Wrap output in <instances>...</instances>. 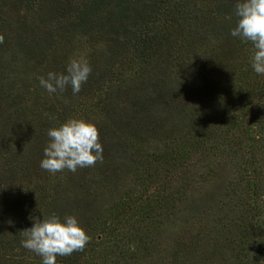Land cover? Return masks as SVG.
<instances>
[{
    "label": "trees",
    "instance_id": "1",
    "mask_svg": "<svg viewBox=\"0 0 264 264\" xmlns=\"http://www.w3.org/2000/svg\"><path fill=\"white\" fill-rule=\"evenodd\" d=\"M237 0H0V264L30 217L91 237L57 264H264V74ZM85 58L81 91L39 82ZM96 123L103 162L51 174L47 131Z\"/></svg>",
    "mask_w": 264,
    "mask_h": 264
},
{
    "label": "clouds",
    "instance_id": "2",
    "mask_svg": "<svg viewBox=\"0 0 264 264\" xmlns=\"http://www.w3.org/2000/svg\"><path fill=\"white\" fill-rule=\"evenodd\" d=\"M237 18L231 35L252 44L251 63L257 74H264V0H237ZM4 36L0 34V43ZM92 69L85 58H73L64 72H48L39 82L48 93H62L71 86L75 95L81 91ZM49 142L43 149L40 167L51 174L64 170L75 173L78 168L94 167L103 162V147L96 123L70 117L48 129ZM34 223L23 229L21 246L39 255L42 264H57V257L83 251L91 237L75 215L63 218L56 213L30 217Z\"/></svg>",
    "mask_w": 264,
    "mask_h": 264
}]
</instances>
